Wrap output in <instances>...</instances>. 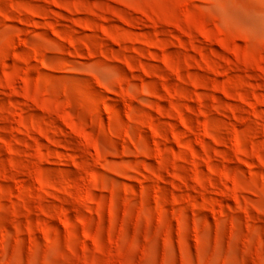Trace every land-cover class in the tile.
I'll return each instance as SVG.
<instances>
[{"label": "rangeland", "instance_id": "1", "mask_svg": "<svg viewBox=\"0 0 264 264\" xmlns=\"http://www.w3.org/2000/svg\"><path fill=\"white\" fill-rule=\"evenodd\" d=\"M0 264H264V0H0Z\"/></svg>", "mask_w": 264, "mask_h": 264}]
</instances>
